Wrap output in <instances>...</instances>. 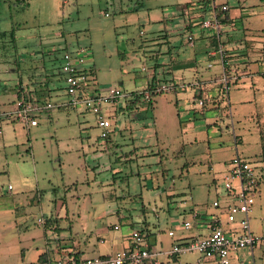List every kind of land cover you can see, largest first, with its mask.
<instances>
[{
  "label": "rangeland",
  "instance_id": "rangeland-1",
  "mask_svg": "<svg viewBox=\"0 0 264 264\" xmlns=\"http://www.w3.org/2000/svg\"><path fill=\"white\" fill-rule=\"evenodd\" d=\"M177 2L182 1L0 0V31L13 28L15 35L14 40L0 39V85L11 87L7 96L0 97L12 101V91L25 86L54 104L37 115L36 125L0 118V264H11L21 252L28 261L35 245L45 241L54 247L55 231L77 240L90 235L94 239L96 227L114 233L111 224L125 226L126 219L155 223L151 229L162 239L163 248L171 247L163 208L172 211L174 199L188 196L186 205L211 204L215 187L224 189L226 173L221 169L226 170L237 148L264 158L255 126L249 127L254 134L234 141L227 107L216 124L183 132L186 125L180 124L177 109L184 116L192 104L180 98L176 106L173 92L154 95L149 108L142 104L112 115V106L107 105L111 131L105 140L98 137L93 113L81 107H57L67 99L63 82L47 94V87L58 84L62 54H77L80 48L85 52L79 54L83 59L79 66L91 70L98 85L130 92L154 76L161 80L170 57L178 54L180 34L185 37L186 31L173 40L166 36L164 25ZM240 3L251 14L252 31L262 33L264 19L258 8L262 0ZM238 24L243 25L240 20ZM246 89H232L237 95L231 102L237 105L238 98L251 95ZM254 91L256 100L242 102L235 117L256 107L253 115L261 124L264 144V89ZM205 118L212 121L214 115ZM38 218L57 221L59 228L50 229L45 239L48 227ZM19 242L25 248H16Z\"/></svg>",
  "mask_w": 264,
  "mask_h": 264
},
{
  "label": "crops",
  "instance_id": "crops-1",
  "mask_svg": "<svg viewBox=\"0 0 264 264\" xmlns=\"http://www.w3.org/2000/svg\"><path fill=\"white\" fill-rule=\"evenodd\" d=\"M181 1L177 2L176 7L170 10L169 19L167 18L168 20H166L164 26L167 31L166 36H169L167 37L168 40H173L174 37L179 36V32L183 31H186L185 37L180 34L181 44L179 42L178 44L181 45V49L177 48L176 42L175 51L178 54L170 57V63L163 75L165 79L171 80L174 86V89L172 88L169 91L175 95V105L177 106V100H180V98L190 100L192 104V107L186 111L184 116H181L180 109H177L180 124L186 125L182 128V131L194 132L198 128H204L205 125L208 127L212 123L216 124V120L223 118L222 110L227 107V126L230 123L234 141L242 140L243 135H252L254 134L253 132H257L260 154L264 155L261 124L259 119L256 118V114L255 116L253 115L256 107L252 106L248 112L241 113L242 115L235 117L238 113L237 108L244 105L242 102H249L250 104L256 100L255 91L252 92L254 88L257 93L264 89V28H262V33L259 30L252 31L254 28L251 14L246 8L244 9L240 0H237V2H230L229 0ZM203 2L207 5L210 4L211 10L209 12L204 13L202 10ZM222 5H226L227 8L222 10ZM258 8L261 12L260 16L264 19V0H262V5L258 6ZM215 12L222 18V24L219 27L203 28L201 24H197L201 14L204 13L205 17H211ZM239 20L242 21V26L238 24ZM189 23L195 24L191 31L185 29ZM190 34L193 36L192 43L187 38ZM182 44H184L185 50H183ZM222 73H225L229 81L227 97L222 96L221 93L220 76ZM148 82L149 80L139 88H143ZM245 87L247 88V93L251 91V95L245 98H238L237 105H235L233 101L231 102V96L234 98L237 95V91L232 92V89L239 90ZM198 94L200 95L199 98L204 100L205 105L202 108L193 106V103L197 100L194 96ZM221 100H223L224 105H222ZM10 107L11 101L0 97V118L2 116L6 117L4 112ZM139 108L141 107L139 106ZM208 113L214 115L212 121H208L205 118ZM156 116L155 118H157ZM247 119L251 120L252 123ZM201 120L202 122L205 120V123H199ZM195 121L196 123H194ZM254 126L255 129L252 132L249 127L253 128ZM236 153L251 160H260L264 163V158L259 153L258 155L244 154L240 153L238 148L235 151ZM227 164L225 163V166ZM209 167L213 169L212 164ZM225 168L226 170L222 168L221 171L227 173L228 166ZM217 171L220 172L218 169ZM215 181L216 179L213 178L212 182L214 184ZM263 182L264 173L259 177L258 190L255 194V203L250 217L251 230L262 239L255 243L252 248L242 247L235 252H231L228 264H264V185L261 187ZM214 193L215 197L212 198V201L223 197L224 189L219 191L215 187ZM189 199H191V196L179 201L174 199L175 209L172 211L168 208H163V221L169 226V229L174 231V235H169L171 244L175 240H186L195 236L205 235L208 231L207 223L215 212L211 205L212 201L211 204L202 203L199 206V203L186 205V201ZM14 211L16 218L18 207H14ZM194 211L199 212L196 218H193ZM184 220H190L195 223L189 228H184L182 225ZM173 223L177 224V228L173 227ZM42 224L48 227V229L44 230L45 239L48 238V232H52L50 229L59 228L58 222L51 219ZM111 225L113 228L114 225H118V228H114L117 232L111 233L96 227L95 233L97 234L94 239L90 235L77 240L74 236L65 237L61 235V231H55L57 242H55L54 247L51 246L50 242L45 241L42 245H35L31 253L32 258L28 261L25 260L26 255L22 256L21 252V257L14 258L11 264H40L38 260L40 254H44V259L50 257L54 260L66 256L71 251L75 253L78 259L92 255H107L130 245L128 235L132 228H139L146 235L149 247L157 253L160 264L163 261L166 264H171V262L175 264H222L217 259L199 261L197 254L194 252L183 253V255H186L185 257L180 254H169L170 247L163 248L162 239H158L154 233L155 230L151 229V226L155 228V223L152 224L145 219L141 220V222L126 219L125 226H123L122 222ZM143 228L145 231H143ZM18 245L21 249L25 248L21 242L17 243L15 247L17 248Z\"/></svg>",
  "mask_w": 264,
  "mask_h": 264
},
{
  "label": "built area",
  "instance_id": "built-area-1",
  "mask_svg": "<svg viewBox=\"0 0 264 264\" xmlns=\"http://www.w3.org/2000/svg\"><path fill=\"white\" fill-rule=\"evenodd\" d=\"M226 5L221 9L225 10ZM222 24V18L215 12L211 17H205L201 26L203 28H217ZM188 41L192 43L193 37L188 35ZM85 52L84 48L65 51L62 54L60 70L63 74V89L67 99L59 102L57 107L71 106L81 107L95 116L98 127V137L105 139L111 131V120L105 114V107L112 106V115L117 107L123 106L129 92L112 85L91 84L88 75L79 64L83 61L79 54ZM264 55V51H263ZM222 96L227 97L229 81L225 73L220 76ZM174 86L172 83L162 84L158 88L169 91ZM148 99V91L145 92ZM196 104L201 106L203 99H198ZM49 101H34L27 96L16 98L11 107L4 112L6 117H15L27 126L36 125L37 115L45 110L53 108ZM264 173V163L260 160H251L239 154H234L228 162V171L224 176V195L212 201L215 209L207 225L205 235L195 236L186 240H175L169 249V254H183L194 252L198 260L217 259L222 264L229 263L231 252L242 247L252 248L262 238L256 235L250 227V217L255 203V194L258 190L260 175ZM8 188H11L8 185ZM198 211L193 212V218L198 216ZM43 223L42 218H38ZM190 220H184L182 225L189 228ZM118 228V225H114ZM168 235H174L173 230H168ZM130 245L107 255H92L78 259L72 251L66 256L54 259L43 264H160L157 253L148 244L146 235L139 228H132L128 235Z\"/></svg>",
  "mask_w": 264,
  "mask_h": 264
},
{
  "label": "trees",
  "instance_id": "trees-1",
  "mask_svg": "<svg viewBox=\"0 0 264 264\" xmlns=\"http://www.w3.org/2000/svg\"><path fill=\"white\" fill-rule=\"evenodd\" d=\"M203 3H204V5L201 7L202 10L204 11V13L209 12L211 10L210 4L207 5L205 2H203ZM204 13L200 15V17H199V19L197 21V24H201L202 20L205 18ZM194 26H195V24L189 23V25L185 29L188 30V31H191L192 27H194ZM5 37H8V38L14 40L15 39L14 29L12 28L10 30H1L0 31V39H4ZM60 66H59V69L57 71V73H58V79H57L58 80V84L54 85L53 87H50V86L47 87V89H48V93L47 94H49L50 91L58 90L61 87L60 83L63 82V74H62V72L60 70ZM83 70L88 75L89 80L91 81V84L98 85L95 82L94 76L92 75L93 72L91 70H87L86 68H84ZM21 79H22V76H19V81ZM170 83H171V80L165 79L164 75L162 76L161 80L154 76L153 78H151L149 80L147 85L144 86L143 88H138V89H135V90H131L129 92L130 96L125 99L124 105L120 106V107H117L116 111H118L119 109L120 110H122V109L133 110L135 108H138V106H141L142 104H146L145 106L147 108L151 107L152 106L151 105L152 97L154 95H157V94H162L165 91L162 88H158V90H156V87H160L162 84H168L169 85ZM7 90H11V87L7 86L5 84L0 85V94L6 93ZM30 90L31 89H26L25 86H24V87H20L19 89H16L15 91H12L13 94L15 95V97L11 101V104L14 102V100L16 98H20V97H23V96H27L31 100H34V101H44L43 97L34 95V92H32ZM171 90L172 89H170V91ZM146 91H148V95H149L148 99H146L145 96H144ZM199 96H200L199 94L195 95L194 98H197V100H198V99H200ZM201 99H203V98H201ZM197 100L195 102H197ZM204 105L205 104H204V100H203V104L200 106V108H202ZM63 107H66V106H63ZM14 118L15 117H12L11 119H14ZM108 139H110V134L105 138V140H108ZM38 260L40 261V264L49 263V262L53 261L50 257L44 259V254H40Z\"/></svg>",
  "mask_w": 264,
  "mask_h": 264
}]
</instances>
